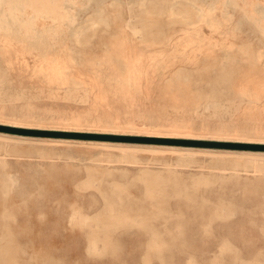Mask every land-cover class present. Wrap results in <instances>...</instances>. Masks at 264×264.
<instances>
[{
	"label": "rangeland",
	"instance_id": "374dc122",
	"mask_svg": "<svg viewBox=\"0 0 264 264\" xmlns=\"http://www.w3.org/2000/svg\"><path fill=\"white\" fill-rule=\"evenodd\" d=\"M61 1L56 24L35 12L28 26L34 10L25 8L0 27V264H264V38L248 20L256 5ZM125 55L139 75L133 88L123 86ZM49 62L63 64L60 76L46 72ZM71 78L81 84L61 81ZM90 179L96 187L83 189ZM108 203L153 222L166 246L149 250L148 232L133 226L88 251V235L68 229L72 208L95 214ZM221 205L233 214L213 218Z\"/></svg>",
	"mask_w": 264,
	"mask_h": 264
},
{
	"label": "bare ground",
	"instance_id": "6f19581e",
	"mask_svg": "<svg viewBox=\"0 0 264 264\" xmlns=\"http://www.w3.org/2000/svg\"><path fill=\"white\" fill-rule=\"evenodd\" d=\"M69 1V0H68ZM259 1H262V0H259ZM264 1V0H263ZM63 2H66V1H63ZM62 1L60 2V0H0V17L1 16H4V18L5 17H7L9 20H6V18L2 21V23H4L2 26L0 25V27L2 28V29H4V28H6V25L9 23V21H13L12 19H13V17H18V16H20V17H24L25 16V12H26V9L25 8H30V10L32 9V10H34V15L30 18L31 20H32V22H30V23H28L27 25L29 26V24H30V26H32V25H34L33 24V19L34 18H36L37 19V17H36V14H37V16L38 15H40V14H48V17H50L51 18V20L53 21V23H57L58 21H57V19H58V16H59V10L61 9L60 7H62V5L64 4ZM71 2V1H70ZM73 2V1H72ZM88 2H89V0H88ZM125 2V1H124ZM129 2V1H128ZM141 2V1H140ZM140 2H138V3H140ZM229 2H230V0H229ZM229 2H228V4H229ZM231 2H232V0H231ZM233 2H234V5H235V1L233 0ZM247 2H248V4H251V5H256L255 6V8L254 9H252V10H250V11H255V13L256 14H259V16L257 17V16H255V15H249V17H248V20H249V18L250 19H252V21H254L256 24L255 25H257L258 24V26H259V30L261 31V36L264 38V15H260V13L262 12V11H264V7H262L261 5H259L257 2H258V0H247ZM69 3V2H68ZM75 3V2H74ZM225 3V2H224ZM227 3V2H226ZM241 3V2H240ZM60 4H62V5H60ZM79 4V3H78ZM196 4V3H195ZM231 4V3H230ZM244 4V3H243ZM242 4V5H243ZM68 5V4H67ZM76 5V4H75ZM170 5V4H169ZM217 5H220L219 3L217 4ZM222 5V4H221ZM81 6V5H80ZM216 6V5H215ZM214 6V7H215ZM223 6V5H222ZM85 7H87V6H85ZM219 7V6H218ZM232 7H234V6H232ZM235 7H236V5H235ZM248 7H250V6H248ZM36 8H38V9H36ZM207 8V7H206ZM216 8V7H215ZM223 8H224V6H223ZM4 9H6V10H4ZM196 9V11L197 12H201L202 10L201 9H198V8H195ZM217 9V8H216ZM219 9H220V7H219ZM222 9V8H221ZM1 10H3V11H1ZM31 10V11H32ZM62 10V9H61ZM94 11V10H93ZM92 10L90 11V12H93ZM33 12V11H32ZM35 12H36V14H35ZM210 12V11H209ZM217 12V11H216ZM40 13V14H39ZM67 13V12H66ZM111 13V12H110ZM243 13V12H242ZM245 13V12H244ZM243 13V14H244ZM49 14H51L52 15V17L49 15ZM127 14V13H126ZM212 14V13H211ZM224 14V13H223ZM241 14V13H240ZM66 15V14H65ZM214 15V14H213ZM47 16V15H46ZM182 16H184V18H185V20H186V22H188V24L189 25H194L195 26V24L196 23H198V22H195V21H193V22H190L189 21V18H190V16H189V14L188 13H182ZM229 16V15H228ZM244 16V15H243ZM246 16V15H245ZM64 17V16H63ZM200 17V16H199ZM198 17V18H199ZM221 17V16H220ZM230 17V16H229ZM247 17V16H246ZM28 18V17H27ZM43 18H45V17H43ZM60 18V17H59ZM71 18V17H70ZM201 18V17H200ZM224 18V17H223ZM222 18V19H223ZM2 19H3V17H2ZM30 19H28V20H30ZM62 19V16H61V18H60V20ZM25 20H27L26 19V17H25ZM63 20V19H62ZM71 20V19H70ZM94 20V19H93ZM132 18L130 17L128 20H125L126 21V25L127 26H129V24L130 23H132ZM202 20V19H201ZM74 21V20H73ZM89 21V20H88ZM220 21V20H219ZM1 22V21H0ZM8 22V23H7ZM14 22V21H13ZM28 22V21H27ZM27 22H24V24H26ZM51 22V21H50ZM90 22H91V19H90ZM97 22V21H96ZM202 22V21H201ZM15 23V22H14ZM19 23V22H18ZM17 23V24H18ZM22 23H23V21H22ZM22 23L19 25L20 27H18V25H17V29L20 31L21 29H22V27H23V29H24V24L22 25ZM32 23V24H31ZM71 23V22H70ZM89 23V22H88ZM203 23V22H202ZM227 23V22H226ZM200 24V23H199ZM205 24V23H204ZM10 25V24H9ZM9 25H8V27H9ZM14 25V24H13ZM21 25H22V27H21ZM72 24H70L69 26H71ZM83 25V24H82ZM200 25H202V24H200ZM209 25V24H208ZM211 25H215L213 22L211 23ZM225 25V24H224ZM254 25V24H253ZM254 25V26H255ZM11 27H13L12 25H11ZM33 27V26H32ZM192 27V26H191ZM0 28V29H1ZM20 28V29H19ZM126 28V27H125ZM186 28H188V26L186 27ZM197 28V27H196ZM211 28V27H210ZM217 28V25L216 26H214V32H215V29ZM221 28V27H220ZM224 28V27H223ZM256 28H257V26H256ZM25 29H26V27H25ZM53 29V27H48V28H46V27H44V29H42L43 31L45 30L46 32H50L51 30ZM55 29V28H54ZM57 29V28H56ZM106 29V28H105ZM192 29H194V28H192ZM198 29V28H197ZM26 30H28V29H26ZM29 30L30 31H26L27 33H30V35L34 32L33 30H31L30 28H29ZM69 30V29H68ZM128 30V29H127ZM211 30V29H210ZM209 30V31H210ZM219 30V29H218ZM102 31V30H101ZM179 31H181V30H179ZM192 32H193V30H191ZM190 31V33H192ZM216 31H217V29H216ZM220 31V30H219ZM222 31V30H221ZM9 32V31H8ZM18 32V31H17ZM24 32V31H23ZM32 32V33H31ZM56 33H57V31H55ZM196 33H197V31H195ZM194 32V33H195ZM201 32V31H200ZM213 32V31H212ZM223 32V31H222ZM35 34H36V32H34ZM55 33V35H57ZM178 33V32H177ZM176 33V34H177ZM180 33H182V32H180ZM184 33H186L185 31H184ZM188 33V32H187ZM199 33V32H198ZM210 33H211V31H210ZM218 33H220V32H218ZM230 33V32H229ZM228 33V34H229ZM3 34H6V32L4 33L3 32ZM2 34V35H3ZM9 34V33H8ZM8 34H6V35H8ZM23 34H25V32L23 33ZM35 34H34V36H35ZM129 34H131L130 32H129ZM134 34H137L136 32L134 33ZM222 34V33H221ZM16 35V34H15ZM22 35V34H21ZM39 35V34H38ZM41 35H43V33L41 32ZM58 35H59V33H58ZM188 35H190V34H188ZM233 34L231 33V35L230 36H232ZM13 36H14V33H13ZM45 36V35H44ZM183 36V35H182ZM191 36V35H190ZM195 36V35H194ZM202 36V35H201ZM225 36V35H224ZM4 37H5V35H4ZM19 37V36H18ZM23 37V36H22ZM26 37V36H25ZM31 37V40L32 39H34V38H32L33 36H30ZM47 37H48V35H47ZM59 37V36H58ZM131 37V36H130ZM168 36H166V39H167V41H169V39L167 38ZM214 38L215 37H217V36H213ZM227 37H229V36H227ZM9 38H12V35H11V37H9ZM36 38V41H37V37H35ZM42 38H43V36H42ZM45 38H46V36H45ZM44 38V39H45ZM73 38V37H72ZM179 38V37H178ZM181 38V37H180ZM192 38H194L193 36H192ZM198 38V37H197ZM208 38V37H207ZM226 38V37H225ZM21 39V38H20ZM24 40H26L25 38H23ZM196 39V38H195ZM205 39V38H204ZM212 38H210V40H211ZM221 39V38H220ZM224 39V38H223ZM228 38H226L225 40H227ZM230 39V38H229ZM232 39V38H231ZM261 39V38H260ZM39 40V39H38ZM46 40V39H45ZM197 40V39H196ZM209 40V39H208ZM216 40V39H215ZM219 40V39H218ZM224 40V41H225ZM42 41V40H41ZM220 41V40H219ZM263 41V40H262ZM18 42V41H17ZM22 42V41H21ZM39 41H37V43H38ZM69 42V41H68ZM75 42V41H74ZM200 42V41H199ZM203 42H205V41H203ZM226 42V41H225ZM2 43H3V41H2ZM8 43V42H7ZM7 43H6V45H5V48H6V46H8L7 45ZM26 43H28V42H26ZM168 43V42H167ZM220 42H218V44H219ZM222 43V42H221ZM224 43V42H223ZM230 43V42H229ZM228 43V44H229ZM36 44V43H35ZM62 44V43H61ZM76 44V43H75ZM74 44V45H75ZM140 44V43H139ZM147 44V43H146ZM172 44V43H171ZM193 44V43H192ZM195 44V43H194ZM201 44H202V42H201ZM216 45H217V41H216V43H215ZM225 44V43H224ZM54 45V44H53ZM66 45V44H65ZM74 45H72V46H74ZM117 45H118V43H117ZM196 45V44H195ZM198 45H200V43L198 44ZM38 46V45H37ZM70 46V45H69ZM126 46V45H125ZM139 46V45H138ZM170 46V45H169ZM175 46V45H174ZM190 46V45H189ZM204 46V45H203ZM220 46V45H219ZM230 46V45H229ZM234 46V45H233ZM30 46H28V48H29ZM39 47V46H38ZM120 47V46H119ZM118 47V48H119ZM150 47V46H149ZM221 47V46H220ZM223 47H224V45H223ZM226 47H228V45L226 46ZM49 48V47H48ZM74 48H75V46H74ZM84 48V47H83ZM111 48V47H110ZM115 48H116V46H115ZM114 47H113V49H115ZM143 48H145V46L143 45ZM229 48V47H228ZM228 48H227V50H228ZM66 49V47L64 48V50ZM76 49H78V48H76ZM147 49H148V47H147ZM222 48H220V50H221ZM230 49V48H229ZM79 50V49H78ZM119 50H120V48H119ZM128 50V49H127ZM187 50H189V48L187 49ZM186 50V51H187ZM193 50V48L191 49V51ZM202 50V49H201ZM207 49H205V52H209V50H207ZM222 50H225V49H222ZM13 51V50H12ZM23 51V50H22ZM28 51V50H27ZM41 51V50H40ZM44 51V50H43ZM42 51V52H43ZM145 51H147V50H145ZM149 51V54H150V50H148ZM178 51V50H177ZM181 51V50H180ZM190 51V52H191ZM211 51V50H210ZM215 51V50H214ZM218 51V50H217ZM14 53H15V51H13ZM70 52V51H69ZM79 52V51H78ZM118 52V51H117ZM120 52H121V50H120ZM126 52V51H125ZM131 52V51H130ZM151 52H152V49H151ZM179 52V51H178ZM195 52V51H194ZM199 52V51H198ZM204 52V51H203ZM40 53V52H39ZM119 53V52H118ZM155 53V52H154ZM157 53V52H156ZM182 53V52H181ZM197 53V52H196ZM200 53V52H199ZM198 53V56L201 54H199ZM215 53V52H214ZM256 53V52H255ZM258 53H259V51H258ZM77 54V53H76ZM126 54H128V53H126ZM145 54V53H144ZM209 54V53H208ZM216 54V53H215ZM214 54V55H215ZM10 55V54H9ZM41 55H42V53H41ZM41 55H40V57H41ZM70 55V54H69ZM113 55H115L114 54V51H113ZM120 55V54H119ZM203 55H204V53H203ZM3 56V55H2ZM44 56V55H43ZM42 56V57H43ZM67 56V55H66ZM93 57H94V54L92 55ZM117 56V54L115 55V57ZM186 56V55H185ZM198 56H196V57H198ZM259 56V55H258ZM20 57V56H19ZM36 57V56H35ZM41 57V58H42ZM61 57V56H60ZM60 57L58 56L57 58L59 59V60H61L60 59ZM71 57V56H70ZM70 57H69V59H70ZM179 57V56H178ZM184 57V56H183ZM188 57V56H187ZM191 57H192V54H191ZM1 58V57H0ZM52 58H53V56H52ZM51 58V59H52ZM54 58H55V55H54ZM67 58H68V56H67ZM66 58V59H67ZM116 58H118V57H116ZM119 58H120V56H119ZM186 58V57H185ZM210 58H211V55H210ZM7 59H9V58H7ZM15 59V58H14ZM36 59V58H35ZM49 59V58H48ZM57 59V60H58ZM97 59V58H96ZM95 59V60H96ZM100 59V58H99ZM103 59V58H102ZM122 61H126L125 62V64H123V67L126 69V70H128L127 72H126V75H125V79H124V81H123V84H125V85H123V86H126V87H128V88H133L134 86H136V85H138V82H139V79H138V77H139V75L136 73V71L134 70V69H136L137 67L135 66V65H133V64H128V57H127V55H125V56H123L122 57ZM172 59H173V57H172ZM171 59V60H172ZM178 59V58H177ZM181 59V58H180ZM2 60H4V59H2ZM38 60V59H37ZM53 60V59H52ZM51 60V61H52ZM82 60V59H81ZM93 60V59H92ZM105 60V59H104ZM104 60H103V62H104ZM148 60V59H147ZM196 60H198V59H196ZM257 60V59H256ZM14 61V60H13ZM68 61V60H67ZM70 61V60H69ZM98 61V60H97ZM175 61V60H174ZM189 61V60H188ZM195 61V60H194ZM62 62V61H61ZM60 61H59V63H61ZM84 62V61H83ZM179 62H180V60H179ZM41 64H42V62H40ZM40 63H39V65H40ZM79 63V62H78ZM88 62H86V64H87ZM92 63H93V61H92ZM107 63V62H106ZM127 63V64H126ZM195 63H196V61H195ZM251 63L254 65V63H255V61H254V59H253V61L251 60ZM49 64H50V67H45L46 69V72L48 71V72H50L52 75H59V74H61L60 73V71H59V67H61L62 65H58V66H56L54 63H53V66L51 65V62H49ZM70 64V63H69ZM94 64V63H93ZM103 64V63H102ZM188 64V63H187ZM10 65V64H9ZM67 65H68V63H67ZM88 65V64H87ZM47 66V65H46ZM79 66V65H78ZM106 66V65H105ZM114 66V65H113ZM86 67V66H85ZM91 67H89L88 69H90ZM105 68V67H104ZM108 68V67H107ZM114 68V67H113ZM38 69H39V67H38ZM61 69V68H60ZM87 69V68H86ZM86 69L84 70V71H86ZM87 69V70H88ZM116 69V68H115ZM64 70V69H63ZM92 70H94L95 71V69H93L92 68ZM100 70V69H99ZM102 70V69H101ZM163 70V69H162ZM39 71V70H38ZM116 71V70H115ZM114 71V72H115ZM64 72H65V70H64ZM88 72V71H87ZM86 72V73H87ZM92 71H90V73H91ZM105 72V71H104ZM103 72V73H104ZM38 73V72H37ZM40 73V72H39ZM94 72H92V75H95V74H97V73H99L98 75H100L101 73L100 72H97V73H95V74H93ZM112 73V72H111ZM118 73V72H117ZM116 73V74H117ZM70 74V73H69ZM105 74V73H104ZM107 74V73H106ZM105 74V75H106ZM141 74H143V72L141 73ZM177 74H178V72L175 74L176 76H177ZM97 75V76H98ZM118 75H119V73H118ZM138 75V76H137ZM144 75V74H143ZM60 76V75H59ZM69 76V75H68ZM101 76V75H100ZM93 77V76H92ZM91 77V78H92ZM105 77V76H104ZM110 77V76H109ZM108 77V78H109ZM112 77H113V75H112ZM120 77V76H119ZM103 78V77H102ZM117 78V77H116ZM116 78H114V79H116ZM144 78V77H143ZM93 79V78H92ZM97 79V78H96ZM104 79V78H103ZM110 79V78H109ZM88 80V79H87ZM111 80V79H110ZM113 80V79H112ZM118 80H120V79H118ZM117 80V81H118ZM161 80V79H160ZM61 81H64V82H66V83H68V84H72V85H78V84H81V82H79V81H77L76 79H74V78H71V79H69V80H61ZM99 81V80H98ZM115 81V80H114ZM121 81H122V78H121ZM91 82V81H90ZM112 82V81H111ZM145 82V81H144ZM98 83H100V82H98ZM109 83V82H108ZM107 83V84H108ZM116 83V82H115ZM115 83H114V85H115ZM122 83V82H121ZM247 82H245L244 83V85H246L247 86ZM112 85H113V83H112ZM99 86V85H98ZM144 86H145V84H144ZM248 86H250V85H248ZM98 89H99V87H98ZM236 92V91H235ZM234 92V93H235ZM246 93V92H249L246 88H244V89H242V93ZM251 92V91H250ZM103 93V92H102ZM239 93V92H238ZM253 93V92H252ZM231 94H232V92H231ZM102 95V94H101ZM239 96H240V94H238ZM253 95V94H252ZM126 96V95H125ZM236 96H237V94H236ZM248 97V96H247ZM126 98V97H125ZM221 98V97H220ZM263 98V97H262ZM185 99V98H184ZM231 99V98H230ZM261 99V98H260ZM239 100V99H238ZM4 146V145H3ZM3 151V150H2ZM124 154V153H123ZM249 159V158H248ZM258 162V161H257ZM253 164V163H252ZM253 168V167H252ZM83 169V168H82ZM257 170H258V168H257ZM234 173V172H233ZM144 174H150L149 172H143L142 173V175H144ZM8 176V175H7ZM12 176V175H11ZM144 176H147V175H144ZM8 178H9V176H8ZM12 178H13V176H12ZM10 182V181H9ZM154 182V181H153ZM7 183V182H6ZM11 184V183H10ZM17 184V183H16ZM96 184H95V180H93V179H90V180H88V181H86V182H84L83 184H82V188L83 189H86V188H89V187H96L95 186ZM12 187V186H11ZM146 187H147V190H146V192H145V194L147 195V197H153V196H155L156 194H155V192L151 189V188H149L150 186H148V185H146ZM8 186H7V184H3V186H2V193H3V195L5 196L7 193H8ZM115 192H117V190L115 191ZM102 203V202H101ZM233 214V210L232 209H230L229 207H226V206H223V205H221L217 210H214V212H213V218H226V217H230L231 215ZM102 218H103V220H102ZM68 224V229H69V231H72V230H74V229H77V230H80V231H82V232H84L86 235H88V251H90V252H92V253H96V252H100V251H105L106 249H107V247L108 246H110L111 245V232L112 231H114L115 229H117V228H119V227H128V228H131V227H133V226H137L139 229H141V230H143V231H146V232H148V234H149V239H148V237H147V239H148V241H147V243H146V247L149 249V250H161L162 249V247L163 246H166V243H165V241H163V240H160L159 239V237H158V231H157V228H156V226L153 224V222H151L150 220H146V219H141V218H138V217H135V216H129L128 215V213H127V211H125V210H123V209H119V208H116L114 205H112V204H110V203H108L107 204V206H105V208L103 209V211L102 212H98V213H95V214H88V213H85V212H83L81 209H78V208H72V211H71V215H70V217H69V221L67 222ZM63 229H67L66 227L65 228H63ZM163 231V230H162ZM208 231H209V229H208Z\"/></svg>",
	"mask_w": 264,
	"mask_h": 264
}]
</instances>
